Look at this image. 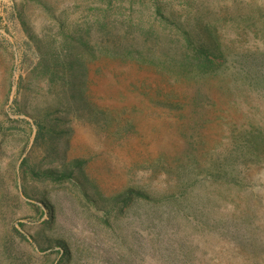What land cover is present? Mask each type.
I'll use <instances>...</instances> for the list:
<instances>
[{"label": "rangeland", "instance_id": "1", "mask_svg": "<svg viewBox=\"0 0 264 264\" xmlns=\"http://www.w3.org/2000/svg\"><path fill=\"white\" fill-rule=\"evenodd\" d=\"M157 5L170 18L166 29L173 22L206 26L233 51L264 46V0H0V264H264V163L244 169L243 184L230 190L200 175L201 165L222 156L241 129L264 124V89L253 80L243 87L234 77L221 93L223 106L215 105L226 119L191 123L186 111L152 101L159 93L155 81H168L90 50L98 40L129 44L140 37L139 27H158ZM98 15H107L110 34L94 26L83 36ZM67 59L89 63L75 84L113 117L136 123V132L120 138L111 122L112 135H102L97 122L71 108ZM184 90L177 84L175 95ZM58 105L50 119L65 131L56 139V160L49 161L44 146H33V116ZM163 152L174 174H198L187 193L174 175L146 168ZM182 152L203 155L190 167ZM26 156L43 169L69 165L74 176L34 178L21 169ZM127 185L177 196L106 213L100 195Z\"/></svg>", "mask_w": 264, "mask_h": 264}, {"label": "trees", "instance_id": "2", "mask_svg": "<svg viewBox=\"0 0 264 264\" xmlns=\"http://www.w3.org/2000/svg\"><path fill=\"white\" fill-rule=\"evenodd\" d=\"M152 19L158 21L160 26L156 27L154 23L148 27L146 26V28L139 27L141 35L140 37L135 36L133 39L136 40H132L131 43L121 44L119 41H115L112 45H109L102 40H98L91 46L90 50L95 53L110 54L111 63L126 67L133 66L138 71H145L157 78L160 77L162 81H168L169 86H160L158 81H155L159 93L152 101L156 104L167 109L186 111L187 118L191 123H197L209 117L224 121L226 119L225 115H222L223 112L217 115L220 109L215 108V105L223 106L224 101L221 93L228 89L230 81L234 77L241 79L240 85L243 87L249 86L248 81L253 80L256 86L259 85L260 88L264 89V46L261 48L258 46L242 47L239 51H233L231 46L224 45L206 26L187 28L178 22H173V27L166 29L169 26L170 18L161 12L158 5L155 7ZM109 23L107 15H98L94 20L92 19V22H89V26L82 31V35L89 37L94 26L99 28L101 34H110L109 31L104 30ZM159 27L163 29L160 31ZM82 35L79 38L80 40ZM62 52L67 53L69 50H62ZM257 54L260 56H257ZM102 63L104 62H97L98 72L102 69V66H100ZM105 64H107L106 61ZM62 65L70 71V73H64L67 75L64 76L67 78L65 79L66 83L71 88L67 101L71 103V108L75 107L81 118H91L97 122L96 126L102 135H112L109 131L111 122L115 127V134L122 132L120 138L130 137L136 132V123L130 119L121 118L118 120L113 117V113L106 110V107L92 103L89 97L86 96L85 91L79 89V86L75 84V80L79 77L78 71H82L85 75L88 74L90 66L87 61L79 62L75 59H67L63 61ZM43 66L49 67L50 65L44 62ZM149 78L145 77V79ZM155 84L153 81L150 82L152 87ZM177 84L185 88L182 95L178 97L174 91ZM213 87L216 88L218 93L210 91ZM202 97L203 99H201ZM58 110L59 105L54 108L48 107L44 114L40 115V111H38L33 116L36 124L33 146H44L47 152L46 158L49 161L56 160L58 154L56 139L65 131L55 129L50 119L51 115ZM236 132L234 131L235 134ZM229 142L228 147L223 149L222 156L218 155L209 164L205 163V160L202 162L205 165H201L203 167L200 175L205 179L210 177L230 190L243 184L241 178L244 169L250 168L251 165L264 163V124H248L235 137L229 139ZM199 155H201V158ZM202 155L203 153H181L183 163L190 164V167H193L194 161L198 163L202 159ZM75 161L80 162L81 160ZM171 161L166 156V152H163L146 168L161 169L164 174L174 175V180H178L180 188L187 193L196 181L200 180L198 174L190 170L184 175H178L177 172L174 174L171 170ZM40 167L38 162L31 161L28 156L21 161L22 171L34 178L64 181L72 179L74 176V168L69 165L64 166L62 171ZM176 196V193L168 192L158 196L142 186L127 185L110 197L100 195V200L104 204V211L110 213L113 210H122L143 202L148 204L161 203L168 201L171 197L172 199L176 198ZM104 221L109 223L107 219H104ZM234 231L235 229L230 233L233 235L235 234ZM237 231L239 232V229ZM249 237L253 240L251 235ZM231 240V243L238 246L239 243L235 238H231ZM56 242L64 246V241L58 239Z\"/></svg>", "mask_w": 264, "mask_h": 264}]
</instances>
